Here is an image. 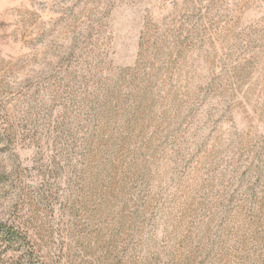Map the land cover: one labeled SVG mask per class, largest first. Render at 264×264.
Instances as JSON below:
<instances>
[{"label": "rangeland", "instance_id": "rangeland-1", "mask_svg": "<svg viewBox=\"0 0 264 264\" xmlns=\"http://www.w3.org/2000/svg\"><path fill=\"white\" fill-rule=\"evenodd\" d=\"M0 264H264V0H0Z\"/></svg>", "mask_w": 264, "mask_h": 264}]
</instances>
